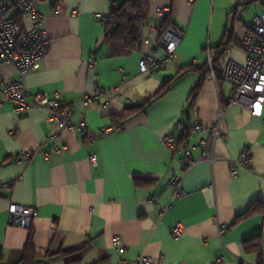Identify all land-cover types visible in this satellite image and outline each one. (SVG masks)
Returning <instances> with one entry per match:
<instances>
[{
    "label": "crops",
    "instance_id": "crops-1",
    "mask_svg": "<svg viewBox=\"0 0 264 264\" xmlns=\"http://www.w3.org/2000/svg\"><path fill=\"white\" fill-rule=\"evenodd\" d=\"M125 0H39L50 50L29 71L24 84L29 94H59L63 102L85 113L88 127L99 131L112 125L111 115L143 103L161 85L187 66L206 62V50L226 36L230 43L220 58L245 63L240 41L252 19L264 11V0H148V20L139 27L136 50L109 56L103 42L104 25L97 19L112 4ZM51 3L58 5L55 11ZM156 7H169L174 26L183 31L177 57L151 75L139 69V61L152 53L160 36L162 19ZM29 24V20H25ZM18 72L11 63H0V83L12 81ZM197 70L179 75L170 89L143 110L128 116L121 126L112 125L108 135L86 144L84 133L57 129L43 108L21 113L9 102L0 103V247L5 264L21 260L29 228L9 222L7 208L16 203L37 210L32 223L36 264H137L143 254L152 264H256L259 252L246 251L243 242L258 237L264 252V215L256 214L233 223L254 201L264 203V113L251 115L240 106H226L219 136L207 146L214 157L183 171L181 153L173 155L164 143L168 133L178 139L194 122L203 129L190 130L182 148H192L210 135L208 127L226 105L232 87L217 84L211 73L202 80L198 94L189 101L200 82ZM116 88L117 93L82 105L84 94L95 88ZM191 129V128H190ZM62 146L49 159L43 152ZM24 150L30 159L17 160ZM243 150L252 155L250 168H230ZM96 156V166L89 161ZM171 176L182 178L184 194L174 198L168 186ZM148 181L136 185L135 180ZM9 185L6 187L5 184ZM156 197V202L152 201ZM183 227L174 239L170 229ZM227 230L218 234V225ZM119 236L117 248L113 235ZM70 250L67 256L56 254ZM49 254V256H47ZM50 254H52L50 256Z\"/></svg>",
    "mask_w": 264,
    "mask_h": 264
},
{
    "label": "built area",
    "instance_id": "built-area-1",
    "mask_svg": "<svg viewBox=\"0 0 264 264\" xmlns=\"http://www.w3.org/2000/svg\"><path fill=\"white\" fill-rule=\"evenodd\" d=\"M55 11L58 5L51 3ZM162 20L170 14L169 7H156L154 10ZM21 18V23L18 16ZM97 19L105 26L110 22V12L97 15ZM29 20V24L25 23ZM44 15L39 9V0H0V63H11L18 72V77L12 81L0 83V103L9 102L13 105L15 113H21L27 109L37 107L43 108L48 113V120L57 129L46 137V141H53L61 131H74L84 133L87 145L108 135L112 125L103 127L99 131H92L82 110H77L74 104L63 102L58 93L50 96L47 92H37L29 94L25 88L24 78L26 74L35 69L39 61L50 50L49 38L46 34ZM183 38V31L171 26L164 30L152 51L145 54L139 61V69L142 73L151 75L155 71L167 66L177 57V48ZM241 47L246 52L244 64H240L232 59H227L221 65L222 78L224 82L231 85L232 90L226 99V105H220L217 112L216 121L208 127L210 135L207 139L200 138L196 147L198 154L193 156L192 148H182L177 143L174 133H168L163 138L166 149L176 155L181 153L183 160V171L189 172L198 162L202 160L214 159L212 153L207 150V146L218 138L219 126L222 122L226 106L237 105L247 109L251 115H261L264 113V11L256 15L244 38L240 41ZM214 54L210 49L206 50V61L213 74ZM117 93L116 88L96 87L94 92L84 94L81 103L88 105L100 97H105L107 104L109 98ZM191 130L200 131L203 126L194 122ZM183 124L178 123L177 132L182 133ZM62 149L60 145H54L51 149L44 151L43 156L49 159L52 153H59ZM33 150H24L18 155L17 160H27L33 155ZM92 166H96V156L89 155ZM253 159L248 150H243L239 157L234 160L230 168V176L237 175V167L250 168ZM6 186V184H5ZM168 186L174 198L184 194L182 188V178L171 176ZM152 201L156 202V197L152 196ZM8 220L20 227L29 228L32 226L34 218L38 215L36 209L16 203H9L7 208ZM227 230L224 224L218 225V234L222 235ZM183 227L180 223L175 224L170 232L174 239L182 234ZM113 244L117 248L119 236L113 235ZM137 264H152V259L146 255H139ZM210 264H223L222 258L217 257Z\"/></svg>",
    "mask_w": 264,
    "mask_h": 264
},
{
    "label": "trees",
    "instance_id": "trees-1",
    "mask_svg": "<svg viewBox=\"0 0 264 264\" xmlns=\"http://www.w3.org/2000/svg\"><path fill=\"white\" fill-rule=\"evenodd\" d=\"M110 22L104 26V37L103 42L108 48L109 56H117L121 54H127L136 50L138 40L140 38L139 27L143 25L149 16V6L148 0H125L121 5L116 6L112 4L110 10ZM17 15V13H15ZM18 16V15H17ZM18 20L21 23V18L18 16ZM174 26L172 22L171 15H168L165 19L161 21L159 26L160 34L166 30L168 27ZM176 27V26H174ZM177 28V27H176ZM230 43V38L224 37L220 43L211 49L214 54L213 60V74L218 85L223 81L221 65L219 63L220 58L224 55L228 45ZM190 70H197L200 74V82H198L191 90L189 95V101L193 102L196 95L198 94L201 80L207 75L210 74V69L208 67L207 61L201 66H187L177 72V74L172 77L170 80L165 81L159 90L149 97L146 101L134 106L128 107L126 109V115H111L110 121L112 125L121 126L123 121L130 116L139 111H143L152 100H155L165 94L171 87L172 82L175 78H178L180 74L185 73ZM190 128H185L182 135L177 139L178 145L181 144L183 139L187 138L190 134ZM18 158V157H16ZM1 166V164H0ZM148 181H143L142 179H136V185L145 184ZM9 185L6 184V187ZM262 214L264 215V203L260 201H254L248 208L241 214L237 215L234 219V224L248 218L250 216ZM243 247L246 251H255L258 250L259 255L256 264H264V252H262V244L258 237H253L246 239L243 242ZM70 250H61L56 253L59 256H67L70 253ZM50 254V256L52 255ZM49 256V254H47ZM4 254L0 247V264L4 263ZM38 261V256L36 255L35 246L33 243V229L32 226L29 227V234L26 241V244L23 248V255L20 261L14 264H36ZM98 264V262L94 263Z\"/></svg>",
    "mask_w": 264,
    "mask_h": 264
}]
</instances>
